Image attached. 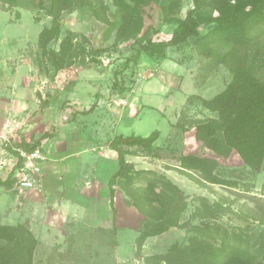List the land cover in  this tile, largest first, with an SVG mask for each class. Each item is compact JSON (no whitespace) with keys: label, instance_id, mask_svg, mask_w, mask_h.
<instances>
[{"label":"rangeland","instance_id":"1","mask_svg":"<svg viewBox=\"0 0 264 264\" xmlns=\"http://www.w3.org/2000/svg\"><path fill=\"white\" fill-rule=\"evenodd\" d=\"M13 1L15 5L0 0V29L27 40L21 45L7 43L15 51L3 67L10 75L20 66L21 73L32 75L39 86H32L37 104L17 116L19 133L10 131L14 122L8 125V146L39 142L49 158L44 168L59 165L40 191H20L14 182L0 184V223L19 227L21 236L25 230L32 232L37 239L32 264H147L150 257L166 253L175 242L186 243L194 234L191 226H173L141 237L146 217L132 204L121 179L115 184L114 221L105 188L119 167L117 152L109 143L121 134L148 136L160 131L153 153L139 146H123V150L135 170L165 174L184 191L188 207L182 222L198 223L206 214L230 233L233 228L248 229L250 235L264 230V224L252 216L264 210V166L255 172L238 154L219 155L195 136L196 121L218 115L199 98H213L233 79L222 62L232 44L210 23L201 27L200 36L169 46L163 54L143 52L138 63L129 61L148 37L170 39L176 18L185 17L194 7L193 0H73L62 15L61 37L68 30L75 32L89 53L84 61L61 70L52 65L48 52L58 49L60 41L47 49L38 44L41 30L52 24L49 1ZM136 4L140 13L130 18L127 14ZM165 5L167 13L162 11ZM218 5L217 0H208L200 13L217 16ZM251 51L259 54V75L264 78V43L257 41ZM1 144L6 146L3 140ZM189 153L217 159L215 174L224 183L187 173L178 164ZM6 160L5 168L10 170L13 159ZM152 175L136 178L134 187L145 188ZM1 177L6 178V171ZM200 198L207 199V208ZM217 204L222 205V214L213 217L209 211H219ZM2 247L18 246L0 239ZM22 258L17 255V262L12 259L11 264H23Z\"/></svg>","mask_w":264,"mask_h":264},{"label":"trees","instance_id":"2","mask_svg":"<svg viewBox=\"0 0 264 264\" xmlns=\"http://www.w3.org/2000/svg\"><path fill=\"white\" fill-rule=\"evenodd\" d=\"M15 5L13 0H1ZM49 1L48 15L52 17L51 26L44 27L39 33L38 44L41 48L53 41H60L58 49L49 50L52 65L61 70L74 65L78 60L84 61L89 50L78 40L71 30L61 37V19L63 12L72 6L73 0ZM194 7L184 18H176L172 37L168 40H153L148 37L136 48L135 55L129 61L138 63L143 52L150 55L163 54L169 46L186 43L191 37L201 34V27L215 23L217 31L232 44L224 54L222 62L232 71L233 79L227 87L211 99L200 97L199 100L209 109L217 112V117L196 121V139L219 155L229 157L236 153L244 165L255 172H261L264 166V78L259 75L261 59L259 54L251 51V46L261 40L264 43V0H217L219 14L205 17L200 12L207 6L208 0H193ZM167 7L162 11L167 13ZM4 9V6H2ZM140 6L127 14L135 18L140 13ZM125 11V8H122ZM125 17V16H124ZM115 25V24H114ZM115 27V26H113ZM124 29L125 26H117ZM215 27V28H216ZM156 33L159 30L155 29ZM92 106L90 110L93 109ZM160 131L155 130L148 136L131 134L117 135L109 143L117 152L119 167L110 177V196L114 206L115 184L118 179L124 180L128 195L133 198L132 204L145 215L141 237L160 234L171 227H189L194 230L186 243L175 242L164 254L150 257L147 264H264V230L250 235L248 229H223L220 222H211L207 216L198 223L181 221L188 207V196L165 174L154 171L135 170L134 164L126 158L123 146H139L147 153H153L154 143ZM20 147L31 151L39 148V142H22ZM12 153L16 151L10 148ZM187 173L197 172L211 183H224L216 176L219 166L217 159L194 153L183 154L178 164ZM143 174H153L147 178L146 187L135 188L134 181ZM14 182L11 172L5 179L0 176V184L10 185ZM234 183V182H231ZM204 206L207 199L200 198ZM219 211L211 212L213 217L222 214V205L217 204ZM208 212V213H209ZM210 213L208 215H210ZM252 216L264 224V210ZM19 227L0 223V239L15 241L17 248H0V264L17 262V255L22 256L23 264H32L37 239L31 231L18 234ZM17 251V254L13 253ZM16 264V263H15Z\"/></svg>","mask_w":264,"mask_h":264},{"label":"crops","instance_id":"3","mask_svg":"<svg viewBox=\"0 0 264 264\" xmlns=\"http://www.w3.org/2000/svg\"><path fill=\"white\" fill-rule=\"evenodd\" d=\"M0 64L1 67H3V64L6 65L10 59H12V55L15 50L11 47V45L7 46V43L13 44H22L27 40V36L23 35H17L14 34L10 30V33L6 28L2 31L0 29ZM0 67V68H1ZM20 67V66H19ZM18 67L17 71L14 73L12 72L10 75L6 72V70L0 71V135L5 133L7 131V128L14 122V127L10 131H14L16 135L19 132H16L18 130L17 127H19V122L17 116H19L20 112H23L27 109H29L31 106H35V103L37 102L34 100L36 97L34 87L32 86H39L38 83H34V77L29 74H22L20 71V68ZM21 85V86H20ZM17 123V124H16ZM9 125V126H8ZM14 134H11V137ZM14 137V136H13ZM16 139V138H15ZM14 140V138H13ZM2 140L0 138V160H5L9 158V156H12L11 146H2ZM43 150L44 148L41 147ZM45 151V150H44ZM46 152V151H45ZM49 161L48 155L47 160L44 163H47ZM55 163V162H52ZM0 168V176H2L6 171V177L8 170L5 168ZM44 168V164H43ZM55 168H59V165L55 163L53 167H47V169L44 170V183L43 185L46 186L48 182H50V177L53 175ZM51 172V173H50ZM2 178V177H1ZM107 185L109 186L108 189L105 188V191L107 190L110 195V185H109V179L107 180ZM29 190H38L41 189L34 188V189H27ZM107 192V194H108ZM106 194V195H107ZM109 197V204L112 208V201L111 196ZM114 213V212H113Z\"/></svg>","mask_w":264,"mask_h":264},{"label":"built area","instance_id":"4","mask_svg":"<svg viewBox=\"0 0 264 264\" xmlns=\"http://www.w3.org/2000/svg\"><path fill=\"white\" fill-rule=\"evenodd\" d=\"M0 138L6 142V146L11 144L8 134H1ZM12 164L7 176L12 172L15 187L20 191L27 189H41L44 183L43 164L47 160L46 152L41 148L28 151L20 146H13ZM6 159L0 160V168L6 165Z\"/></svg>","mask_w":264,"mask_h":264}]
</instances>
